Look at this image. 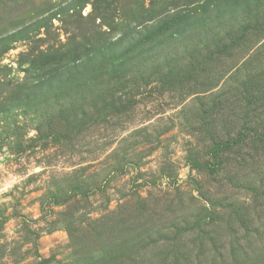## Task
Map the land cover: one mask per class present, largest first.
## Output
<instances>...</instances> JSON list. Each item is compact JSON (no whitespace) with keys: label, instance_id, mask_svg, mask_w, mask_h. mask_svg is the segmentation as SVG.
Wrapping results in <instances>:
<instances>
[{"label":"rangeland","instance_id":"1","mask_svg":"<svg viewBox=\"0 0 264 264\" xmlns=\"http://www.w3.org/2000/svg\"><path fill=\"white\" fill-rule=\"evenodd\" d=\"M214 1L208 31L174 41L133 23L120 87L50 53L114 42L132 0H0V264H264V143L246 144L264 134V0Z\"/></svg>","mask_w":264,"mask_h":264},{"label":"trees","instance_id":"2","mask_svg":"<svg viewBox=\"0 0 264 264\" xmlns=\"http://www.w3.org/2000/svg\"><path fill=\"white\" fill-rule=\"evenodd\" d=\"M186 1L188 0H182V2H179L178 0H150L148 8H144V6H142V4L139 3L138 0H132V6L130 7L127 16L122 18L120 23L117 24H114V21L111 19V22H109L107 25L109 27V31L114 29L117 30L120 34L119 38L114 37L115 39L117 38L114 42H111L112 39H104V35L107 34L102 35L101 32L100 35V31L95 30L96 33L98 31L100 37L97 36L95 37V39H83V44L80 46V49L77 50V52L80 53L78 57L80 62H78L76 65H74L73 62H70V55L72 54L71 52L64 55L61 54L59 56V54L55 53V50H52L54 52H51L50 54L53 53L52 58L57 55L56 58H54L56 60L49 62H51V64L60 63L63 65V68H67V70L70 72L75 70H81L82 75L84 76L83 82L98 81V83H100V86H108L110 83L113 82L112 84L122 87L124 86V81L122 83H119L120 79L116 77V73L118 71L117 68L119 69L121 66L126 64V59L128 57L132 58L136 55L137 51H139V49L143 47V40L129 43L126 46V49L121 51L118 55H114L113 48L117 45L119 41L120 43H123L122 41L129 36L128 32L132 31L133 23L143 24L148 20H157L153 22V25L158 24L156 30L153 29V33L156 31V34L160 35L157 39H155V41L158 42L163 40H177V36L181 34L180 32L183 29L185 30L183 26L189 28V31L192 33L195 32V30L208 31L207 25L210 21L209 12H207L208 5L214 7L216 1H214V3L212 2L211 4L207 2H201L203 0H197L195 3L191 4L187 3ZM225 2H227V0H225ZM246 2L247 1L244 0V3ZM217 9H219V6L215 8V10ZM123 20H126V23H124ZM146 27L148 26H145L144 28ZM96 29H98V26ZM234 35L235 34L229 33L227 35V38H230ZM150 37L151 35L145 37V39L149 40ZM72 52L75 53L76 51L74 50ZM47 62L48 61H46L45 63L47 64ZM43 64L44 62L42 60H35V58L33 60H29V66L27 68L28 73L30 75L37 74L41 70ZM89 75H92L93 77H88ZM242 140L243 138L238 140V143H243ZM246 141V144H248L249 142L251 147H255V144L261 145L262 143H264V134L260 136V134L258 135L254 132L252 135L249 134L247 136ZM214 155H217V150L214 151ZM219 166V162H214L211 166L212 169L210 173L212 175H216L218 170H220ZM118 171L119 166L114 165V167H111V169H109V171L105 174V178H108L110 175ZM162 174L165 176L164 173ZM85 194H88V192L85 191ZM205 201L207 202L206 199H204V202ZM138 204L139 203H137L139 209L141 207V204ZM134 207H136V205H134ZM207 214H209L210 217H214L212 216V212H210V210H207ZM139 229L141 230V228ZM109 245L110 243L107 239L105 248H108ZM235 250L236 249H232L229 259H225L222 253L219 255H214L211 264H249L250 255L245 252L240 256L235 252ZM146 257V255L144 256V252H135L133 254V260L131 261V264H145V262L147 261ZM181 258L174 257L175 261L172 264H183ZM112 262L106 264H112ZM189 264L193 263L189 262Z\"/></svg>","mask_w":264,"mask_h":264}]
</instances>
